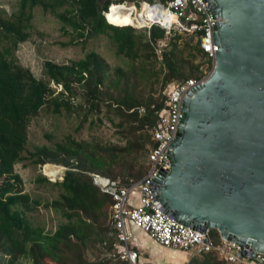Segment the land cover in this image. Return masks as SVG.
I'll use <instances>...</instances> for the list:
<instances>
[{"label":"trees","instance_id":"obj_1","mask_svg":"<svg viewBox=\"0 0 264 264\" xmlns=\"http://www.w3.org/2000/svg\"><path fill=\"white\" fill-rule=\"evenodd\" d=\"M155 1L166 4L170 0L145 2ZM110 5V0H20L17 13L10 19L3 17L0 12V254L8 257V264H60L58 262L61 260L66 264H82L84 249L91 240L96 241V225L109 218L112 200L100 191L90 176L96 174L115 180L110 169H107L106 160L86 148V144L67 137L63 143L56 144L54 150L42 146L28 153L39 166L51 163L66 168L62 180L55 183L61 188L59 199L45 206L58 212L67 222L53 232H45L42 227L32 226L26 219V214L40 203L18 189L19 177L14 173V166L23 160L29 120L45 104V85L30 71L15 63L13 52L19 43L29 38L32 10L40 7L54 14L63 33H74L78 42L109 35L120 55L135 59L141 52H150L156 57L152 44L165 38V30L152 26L142 37L141 33L116 18L114 8L110 17L115 21H110L107 12ZM146 8L145 4L141 11ZM104 13L111 25L107 23ZM120 13L124 23L133 19L131 15ZM176 47L172 43L169 51L164 49L160 56L162 67L166 70L164 84L200 79L203 74L199 67H190L180 58ZM194 48L206 58L198 38ZM44 68L49 82L61 87L60 93L51 98L55 111L60 107L69 109L72 106L70 99L76 94L75 87L83 90L81 99L90 105L91 110L99 112L101 103L105 102L103 99H108V107H112L122 119L120 126L125 128L129 136L135 137L132 147L127 145L124 150L129 154L133 150L142 152L146 154L147 160L153 145L149 129L155 124L156 112L162 108L163 100L155 103L150 98L141 104L126 89L121 93L118 87L129 82L133 74L120 68L111 72L105 60L94 51L68 64L46 61ZM114 92H117L116 98ZM141 106L146 109L144 115L137 112ZM143 177L117 181L127 184ZM44 182H48V179L43 176L36 179V183ZM109 232L108 223L107 240L111 243ZM210 238L215 243L220 241L215 230L210 231ZM189 264L227 263L219 259L216 253H205L194 257Z\"/></svg>","mask_w":264,"mask_h":264},{"label":"water","instance_id":"obj_2","mask_svg":"<svg viewBox=\"0 0 264 264\" xmlns=\"http://www.w3.org/2000/svg\"><path fill=\"white\" fill-rule=\"evenodd\" d=\"M205 2L216 22L212 70L185 97L169 169L148 187L169 219L215 230L255 258L264 254V0Z\"/></svg>","mask_w":264,"mask_h":264},{"label":"rangeland","instance_id":"obj_3","mask_svg":"<svg viewBox=\"0 0 264 264\" xmlns=\"http://www.w3.org/2000/svg\"><path fill=\"white\" fill-rule=\"evenodd\" d=\"M19 1L0 0V12L3 17L10 19L17 13ZM145 1L110 0V3L134 4L140 8L144 3H147ZM128 11L127 8L123 13L128 16ZM134 20L130 21L132 25L121 22L130 25L129 27L141 33L143 37L148 33V30L139 27L134 23ZM172 43L176 44L178 55L190 67H199V71L204 76L210 74L213 62L203 58L195 50L194 46L197 43L195 35L165 31V38L152 44L156 57H153L150 52H141L137 58L129 59L117 53L109 35H100L85 42H78L74 33H63L61 24L54 14L49 11L45 12L40 7L32 10L30 36L26 41L19 43L13 52L15 63L30 71L37 80L45 85V104L36 115L30 118L25 152L22 154L23 160L14 166V173L19 177L18 189L40 203L26 214V219L32 226L42 227L45 232H53L59 225L67 222L58 212L45 206L46 203L59 199L61 188L55 183L61 181L60 178L66 168L51 163L45 164L47 166L35 164L34 159L28 156V153L33 152L35 147L46 146L54 150L56 144L63 143L67 137H70L78 143L86 144V148L103 157L108 164L107 169H110L115 180H136L143 177L148 170L146 154L136 153L135 150L129 154L124 150L127 145L132 147L135 137L129 136L125 128L120 126L122 119L114 113L112 107H108V99H103L105 102L101 103L99 112L91 110L90 105L81 99L83 90L75 87L76 94H73V98L70 99L72 106L69 109L60 107L58 111L54 110L51 98L60 93L61 87L49 82L45 74V62L68 64L70 61L82 59L86 53L94 51L105 60L111 68V72L115 68H120L126 73L133 74V78L129 82L118 87L121 93L126 89L141 104L150 98L155 103H159L163 100L164 93L173 86L174 82H177L164 84L163 81L166 77V70L162 67L160 56L164 49L169 51ZM113 95L115 98L118 96L117 92H114ZM140 144L141 142H139ZM146 149L148 148L146 147ZM51 166L53 167L49 170ZM56 166L62 169L59 177L54 176ZM40 176L47 178L48 182L36 183V179ZM107 235L108 218L105 222L101 220L96 225V241L91 240V243L84 249L82 257L84 263L82 264H120L110 256L114 251L112 246L115 240H112L113 243L110 244ZM104 241L107 243L101 245ZM58 263L66 264L64 260ZM68 264L72 263L68 262Z\"/></svg>","mask_w":264,"mask_h":264},{"label":"built area","instance_id":"obj_4","mask_svg":"<svg viewBox=\"0 0 264 264\" xmlns=\"http://www.w3.org/2000/svg\"><path fill=\"white\" fill-rule=\"evenodd\" d=\"M145 4L152 8L156 7L159 14L163 13L171 17L173 22L169 27H165L159 22L147 20L143 28L149 30L152 26H158L168 33L178 31L195 35L206 58L214 63L218 47L213 38L216 22L210 15L205 0H170L166 4L147 2L143 5ZM112 5L108 7L107 12ZM114 5H126L132 17L143 6L137 8L134 4ZM106 13H104L105 19ZM207 77L202 75L200 79L174 83L164 93L162 108L156 112L155 124L149 129L153 145L147 154L148 170L142 179L124 184L90 174L93 183L112 200L108 223L109 237L115 240L114 251L110 254L114 260L125 264H139L138 253L129 248L133 230H138L147 234L163 248L186 252L193 257L216 253L219 259L227 264H264V254L257 253L256 257L252 258L248 255V250L242 249L233 242L221 238L219 242H213L210 238L211 230L206 229L205 234L197 233L169 219L154 205L150 192L153 186L148 187L161 168L169 169L167 145L177 134L182 118L183 101L193 88L203 83ZM137 112L139 115H144L146 109L141 106L137 108Z\"/></svg>","mask_w":264,"mask_h":264},{"label":"crops","instance_id":"obj_5","mask_svg":"<svg viewBox=\"0 0 264 264\" xmlns=\"http://www.w3.org/2000/svg\"><path fill=\"white\" fill-rule=\"evenodd\" d=\"M112 243L111 241L110 244ZM129 248L138 253L139 264H189L196 257L186 252L163 248L147 234L138 230H133ZM115 261L125 264L118 260ZM0 264H8V257L0 254Z\"/></svg>","mask_w":264,"mask_h":264},{"label":"bare ground","instance_id":"obj_6","mask_svg":"<svg viewBox=\"0 0 264 264\" xmlns=\"http://www.w3.org/2000/svg\"><path fill=\"white\" fill-rule=\"evenodd\" d=\"M125 6L126 5H119V6H117V5H114L113 4L111 6L110 10L108 11V17H109L110 21H115L114 19H112L110 17L111 16V12H112L111 10L114 8V14H115L116 18H118L122 22H125L124 19L122 18L121 13H120V11L123 13V11H125V9H127V8L123 9ZM116 8H117V10H116L117 14L115 12V9ZM129 11L127 12V14L129 13L128 16L131 15ZM142 13H141V11H137L136 14H135V16H133V17L131 16L133 19H135L134 20V23L137 24L139 27H143L147 23V20L154 21V22H159L161 25H164L165 27H169L170 24L173 22V20L171 19V17H169V16H167V15H165L163 13L159 14L158 11L156 10V7L155 8H152L149 5H147L146 10L143 11ZM128 23L130 25H132L130 23V21H128ZM61 170L62 169L60 167H57L56 166L55 169H54V172H55L54 176L59 177L60 174H61Z\"/></svg>","mask_w":264,"mask_h":264}]
</instances>
